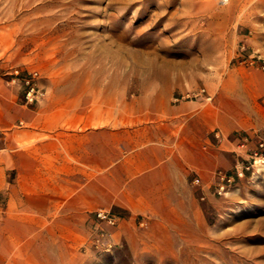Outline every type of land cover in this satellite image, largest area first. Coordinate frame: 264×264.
<instances>
[{
    "label": "rangeland",
    "instance_id": "374dc122",
    "mask_svg": "<svg viewBox=\"0 0 264 264\" xmlns=\"http://www.w3.org/2000/svg\"><path fill=\"white\" fill-rule=\"evenodd\" d=\"M236 66L264 70V0H0V92L13 85L20 102L33 71L36 101L48 75L105 89L110 112L134 95L156 108L169 93L210 101L211 81ZM215 133L218 154L212 164L204 147L185 202L139 219L129 240L112 241L111 210L116 221L97 218L84 254L62 264H264V129Z\"/></svg>",
    "mask_w": 264,
    "mask_h": 264
},
{
    "label": "crops",
    "instance_id": "0c3cea01",
    "mask_svg": "<svg viewBox=\"0 0 264 264\" xmlns=\"http://www.w3.org/2000/svg\"><path fill=\"white\" fill-rule=\"evenodd\" d=\"M56 78L34 104L13 85L0 92V264L68 263L87 249L98 209L120 216L112 241L129 240L139 219L186 201L190 173L208 169L204 147L212 164L218 154L215 131L264 129L260 69H227L210 101L169 93L156 108L134 95L114 112L105 89L92 97L86 81Z\"/></svg>",
    "mask_w": 264,
    "mask_h": 264
},
{
    "label": "built area",
    "instance_id": "2783aa9c",
    "mask_svg": "<svg viewBox=\"0 0 264 264\" xmlns=\"http://www.w3.org/2000/svg\"><path fill=\"white\" fill-rule=\"evenodd\" d=\"M36 71L33 73H28L25 75L24 80L26 82L25 88V99L26 102L36 101L43 91L36 85L34 81ZM253 159L255 163L264 164V139L260 140L257 149L253 153ZM242 173V169L238 171ZM95 216L98 219H103L109 223H114L117 219V215L113 213L110 209H98L95 211Z\"/></svg>",
    "mask_w": 264,
    "mask_h": 264
}]
</instances>
